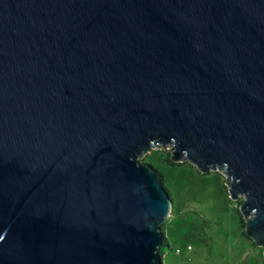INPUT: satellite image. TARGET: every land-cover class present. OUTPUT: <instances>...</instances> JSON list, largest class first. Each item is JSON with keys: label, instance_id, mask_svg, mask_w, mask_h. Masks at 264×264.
Returning <instances> with one entry per match:
<instances>
[{"label": "water", "instance_id": "95a60500", "mask_svg": "<svg viewBox=\"0 0 264 264\" xmlns=\"http://www.w3.org/2000/svg\"><path fill=\"white\" fill-rule=\"evenodd\" d=\"M169 145L264 245V0H0V264H163Z\"/></svg>", "mask_w": 264, "mask_h": 264}, {"label": "rangeland", "instance_id": "374dc122", "mask_svg": "<svg viewBox=\"0 0 264 264\" xmlns=\"http://www.w3.org/2000/svg\"><path fill=\"white\" fill-rule=\"evenodd\" d=\"M162 150L171 154L172 147L153 148L139 161L146 160L159 169L172 196V209L164 226L170 245L163 248V264H264V245L254 246L241 235L237 201L224 189L225 175L219 171L198 172L189 161L171 165ZM182 220L193 221L201 238L191 250L178 243L176 230ZM178 247L182 249L180 254L176 253Z\"/></svg>", "mask_w": 264, "mask_h": 264}, {"label": "trees", "instance_id": "16d2710c", "mask_svg": "<svg viewBox=\"0 0 264 264\" xmlns=\"http://www.w3.org/2000/svg\"><path fill=\"white\" fill-rule=\"evenodd\" d=\"M163 152L165 153V155H164L165 161L168 162L171 165L176 166V165H183V164H187L188 163L187 161L186 162H174V161L171 160V154L169 152H165V151H163ZM142 163H147V162L145 160ZM156 170L159 173V175L162 177V181L164 183V186L168 190V192L170 194V197L172 199L171 192L167 188V186L165 185V181H164V177H163L162 173L159 171V169L156 168ZM198 172H200V171H198ZM223 185H224L225 191L228 192L226 185L225 184H223ZM238 204H239V202H237V205ZM235 209H236L237 214L239 215V219H240L241 235L244 237L245 240L250 241L255 246L256 245L255 242L245 233V229H244L245 221H244V218H243V216L241 215V213L239 211V207L237 206ZM172 212H173V210H172ZM165 224H166V222L163 223L162 226H161V229H162V231L164 233V238H163V245L159 249V252H160V254L162 256V259H163L164 255H165V252H164L163 248L165 246H169L170 245L169 239L166 236L165 231H164ZM196 230H197V227H196V225H195V223L193 221L182 220L181 222H179L178 225H177V230H176V235H177V239H178L179 245L183 246V247H187L188 245H193V243H195L196 241L200 240L201 238L198 236V232Z\"/></svg>", "mask_w": 264, "mask_h": 264}, {"label": "built area", "instance_id": "2783aa9c", "mask_svg": "<svg viewBox=\"0 0 264 264\" xmlns=\"http://www.w3.org/2000/svg\"><path fill=\"white\" fill-rule=\"evenodd\" d=\"M187 249H188V250H191V249H192V245H188V246H187ZM181 252H182V249H181L180 247L176 248V253H177V254H180Z\"/></svg>", "mask_w": 264, "mask_h": 264}]
</instances>
